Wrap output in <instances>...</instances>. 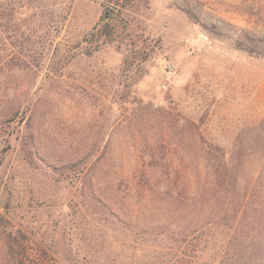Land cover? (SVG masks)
I'll list each match as a JSON object with an SVG mask.
<instances>
[{
  "label": "rangeland",
  "instance_id": "374dc122",
  "mask_svg": "<svg viewBox=\"0 0 264 264\" xmlns=\"http://www.w3.org/2000/svg\"><path fill=\"white\" fill-rule=\"evenodd\" d=\"M208 143L232 176L204 205ZM145 168L166 191H119ZM245 206V230L214 223ZM16 262L264 264V0H0V264Z\"/></svg>",
  "mask_w": 264,
  "mask_h": 264
},
{
  "label": "trees",
  "instance_id": "16d2710c",
  "mask_svg": "<svg viewBox=\"0 0 264 264\" xmlns=\"http://www.w3.org/2000/svg\"><path fill=\"white\" fill-rule=\"evenodd\" d=\"M116 3L119 4V1H116ZM111 24L110 22H107V9H105L104 14L101 17V21L96 27L93 29V31L98 32V34L101 35V37L104 39L102 45H106L107 41H110L112 39L113 33L111 30ZM87 54L90 55L88 52ZM204 158L206 161V166L211 174V176L214 178L213 182L209 185H212L213 188H207L205 196L203 198L202 203L206 205L207 198L208 202L211 200L214 201V203H218L220 201V198L215 199L216 193L227 191V188L230 186L229 181L232 176L231 174V168L229 166V163L226 158V153L219 145H214L208 143L205 146L204 150ZM148 170L145 168L143 171L139 174L138 181L136 184H132L131 186H128L127 184L119 183L117 188L121 193L124 191H134L136 194L139 193V196L144 198V201L148 199V197H152L153 193H159L166 191L168 188V183L165 181H161L160 183L154 182L152 179L149 178L147 175ZM158 174V171L156 172ZM123 187V188H122ZM125 189V190H124ZM211 199V200H210ZM174 204L179 203L178 200L173 199ZM194 202V201H193ZM131 207H136L138 202H131ZM209 207H212V205H209ZM213 221L216 225H223L228 228H233L236 224L240 229L245 230L246 228L250 227L252 224L256 223L257 221V215H251L248 208L245 206L244 210L241 214L236 213L235 215H231L229 213H224L217 219L213 218ZM247 234L248 232H244ZM246 242H250L249 238H246ZM253 243V242H252ZM233 244V239L230 240V245ZM15 264H20L16 262Z\"/></svg>",
  "mask_w": 264,
  "mask_h": 264
}]
</instances>
